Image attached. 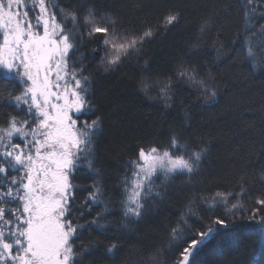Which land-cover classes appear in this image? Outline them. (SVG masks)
Listing matches in <instances>:
<instances>
[{
    "label": "snow or ice",
    "instance_id": "obj_1",
    "mask_svg": "<svg viewBox=\"0 0 264 264\" xmlns=\"http://www.w3.org/2000/svg\"><path fill=\"white\" fill-rule=\"evenodd\" d=\"M235 7L236 60L264 72V0H238ZM217 15L201 18L191 49L200 47ZM182 18L173 5L133 25L97 0H0V264H94L89 257L97 252L114 264L131 225L181 177L190 192L164 225L169 247L177 249L172 264H194L196 253L214 241L232 247L237 218L264 223V191L253 196L243 167L234 186L196 188L192 178L203 170L211 138L186 133L187 108L183 124L170 126L163 139L137 140L134 155L114 175L102 167L97 78L139 65L146 46ZM212 47L219 59L218 36ZM133 86L168 109L180 87L213 103L220 83L207 64L185 54L164 72L150 71L145 61ZM149 262L159 264V250Z\"/></svg>",
    "mask_w": 264,
    "mask_h": 264
},
{
    "label": "trees",
    "instance_id": "obj_2",
    "mask_svg": "<svg viewBox=\"0 0 264 264\" xmlns=\"http://www.w3.org/2000/svg\"><path fill=\"white\" fill-rule=\"evenodd\" d=\"M97 2L133 25L138 17H158L169 5L177 6L183 12L179 24L146 46L139 65L133 61L121 71L97 78L96 102L104 117L98 151L106 172L111 176L120 170L124 161L134 155L137 140L163 139L170 126L183 124L182 108H187L191 120L185 126L186 133L193 137L207 135L211 138L203 170L192 178L196 188L234 186L235 171L243 167L248 173L253 196L264 191V182L260 180L264 173V72L249 71L242 61L236 60L239 49L234 48L231 40L238 28L235 7L238 0ZM131 3L137 7L129 8ZM213 12L218 15L212 31L201 38L199 48L191 49L199 35L197 29L201 18ZM217 36L224 45L219 59L212 47ZM185 54L207 64L217 76L220 88L215 102L205 103L187 88L180 87L172 106L165 109L158 101L145 99L134 90L133 82L142 74L145 61L150 71L164 72L177 56ZM185 179L178 178L169 189L168 197L139 223L131 225L133 231L123 241L114 264H150L149 257L158 250L159 264H172L177 249L169 247L164 225L176 217L183 197L190 192L183 182ZM81 180L87 183L86 178ZM233 226L238 239L232 247H225L222 240L209 243L193 257L194 264H264V223L251 221L245 216L237 218ZM93 235L106 239V234L100 232L94 231ZM89 259L94 264H101V261L113 264L101 252Z\"/></svg>",
    "mask_w": 264,
    "mask_h": 264
}]
</instances>
